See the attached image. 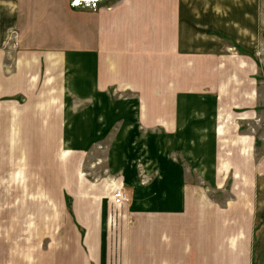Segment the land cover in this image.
<instances>
[{
  "label": "crops",
  "instance_id": "0c3cea01",
  "mask_svg": "<svg viewBox=\"0 0 264 264\" xmlns=\"http://www.w3.org/2000/svg\"><path fill=\"white\" fill-rule=\"evenodd\" d=\"M71 2L0 0V264H264V0Z\"/></svg>",
  "mask_w": 264,
  "mask_h": 264
},
{
  "label": "rangeland",
  "instance_id": "374dc122",
  "mask_svg": "<svg viewBox=\"0 0 264 264\" xmlns=\"http://www.w3.org/2000/svg\"><path fill=\"white\" fill-rule=\"evenodd\" d=\"M73 2V0H72ZM71 2V3H72ZM72 6H74L72 4ZM74 7H80V6H74ZM51 26L53 24V22L50 23ZM60 29L62 31V37L61 38H66L68 35L65 33L66 31V27L63 25V22H58ZM50 27V26H49ZM48 27V28H49ZM59 29V30H60ZM57 39V38H56ZM59 40V39H57ZM262 49L258 54H254L253 57L258 63V75L256 76L257 79H259V81H261L260 83V91H259V105L256 107L257 113H254V115H245L246 120L249 122V124L244 123L241 127L239 132L237 133L240 136L245 137L244 135L251 136L253 133V137H257L256 139V156L261 155V153L264 151V26H263V36H262ZM243 137L241 138V140L243 139ZM248 139V138H247ZM242 144L247 143V141L245 139H243L241 141ZM251 148V145L248 147ZM237 150V149H236ZM99 157L100 159H104L105 157V153H104V149L100 150L99 152ZM97 155L95 154H91L88 156L86 162L84 163L83 169L86 172H89L88 176L90 178V180L93 183H97L98 179L99 181L101 179H105L103 181V183L98 184L100 188L103 189V191L105 192V197L103 198L104 203L108 204V199L112 204V195L114 193V191L118 188V187H123L129 194H132L129 189L127 184L124 183L123 180H121L120 176H108L107 172L108 170H106V168L104 166H102V162L104 161H100V164L96 167V170L99 171L100 173L98 174L97 177L94 176V174H91L90 171H88V168H93L96 165V159H97ZM96 161V162H93ZM243 169H239V171H242ZM244 171V170H243ZM152 177L150 175L144 174L141 171V183L142 184H148L150 179ZM68 196V195H67ZM67 196H66V200H67ZM107 196V197H106ZM227 197L229 196H225V197H217L216 199L219 201V203L224 204L228 199ZM67 202V201H66ZM68 206V205H67ZM69 207V206H68ZM124 208V207H123ZM121 216V214L116 213V222L118 221V217ZM114 221H111V225H112V232H113V236H117V228H116V224L115 226L113 225ZM115 228V229H114Z\"/></svg>",
  "mask_w": 264,
  "mask_h": 264
},
{
  "label": "built area",
  "instance_id": "2783aa9c",
  "mask_svg": "<svg viewBox=\"0 0 264 264\" xmlns=\"http://www.w3.org/2000/svg\"><path fill=\"white\" fill-rule=\"evenodd\" d=\"M100 0H73L72 4L74 6H82V5H89V6H96ZM130 200V196L128 192L123 187H118L113 195H112V205L117 208L125 207ZM111 221H116V213L111 214Z\"/></svg>",
  "mask_w": 264,
  "mask_h": 264
},
{
  "label": "trees",
  "instance_id": "16d2710c",
  "mask_svg": "<svg viewBox=\"0 0 264 264\" xmlns=\"http://www.w3.org/2000/svg\"><path fill=\"white\" fill-rule=\"evenodd\" d=\"M67 205L72 209V198L70 196H67Z\"/></svg>",
  "mask_w": 264,
  "mask_h": 264
}]
</instances>
